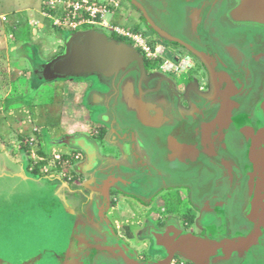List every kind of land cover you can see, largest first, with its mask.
<instances>
[{
	"label": "flooded vegetation",
	"instance_id": "1",
	"mask_svg": "<svg viewBox=\"0 0 264 264\" xmlns=\"http://www.w3.org/2000/svg\"><path fill=\"white\" fill-rule=\"evenodd\" d=\"M143 18L145 16L139 17ZM208 29L211 31V24ZM209 38L226 62L236 67V61L225 55L227 52L222 44L212 35ZM174 46L182 54L187 50L178 43ZM194 56L190 61L192 72L182 81L175 76L174 79L164 77L170 84L165 88L174 90L181 111L187 114L196 113V97L208 99L215 91L205 58L197 55L198 60ZM145 70L150 76L155 74L147 62ZM245 83L244 108H248V84L251 82L246 79ZM81 103L84 111L83 100ZM87 103L91 106L93 99ZM256 115H260L259 111ZM104 119L102 111L96 115L99 125L92 130L97 135L92 138L91 154L78 148L81 154L73 158L75 164L81 161L78 174L74 170L73 179L79 183L86 178V183L80 185H89V192L75 190L68 195L82 219L78 218V222L70 219L62 245L66 249L59 254H45V260L51 264H126L124 257H127L142 264H158L167 260L168 252L157 246L153 234L173 228L205 240L221 236L231 240L247 239L256 233V244L240 264H264V158L260 152L264 150V130L258 126V120L245 119V125L232 143L225 130L199 128L187 130L188 133L177 132L178 142L169 146H187L180 142L181 139L190 142L195 150H203L207 137L208 147L214 153L207 161L210 168L194 166V163L189 166L190 170L184 171L183 161L177 156L169 159L168 144L158 141L168 138L169 135L165 136L167 130H151L146 134L135 128L111 130L103 123ZM201 131L203 138L198 137ZM254 149L258 152L256 156L252 155ZM69 154H74V150ZM85 170L92 173L87 176ZM99 174L103 175L100 180L91 184L93 177ZM257 195L262 198L261 207L256 204ZM92 214H96V218L90 221L88 218ZM71 224L78 227V235L82 233L85 240L78 237V243H74L73 233L70 236L67 233L74 231L70 229ZM84 230L95 231V235L90 237ZM171 264L197 263L177 252Z\"/></svg>",
	"mask_w": 264,
	"mask_h": 264
},
{
	"label": "rangeland",
	"instance_id": "2",
	"mask_svg": "<svg viewBox=\"0 0 264 264\" xmlns=\"http://www.w3.org/2000/svg\"><path fill=\"white\" fill-rule=\"evenodd\" d=\"M48 1L59 0H0V264H51L45 260V254H59L66 249L62 245L69 229L67 224L70 219L73 222L82 219L68 198L69 192L85 193L89 187L80 185L86 183V178L79 183L73 179L74 170L78 174L81 162L75 164L73 158L81 154L78 148L84 150L82 143L93 144L92 138L97 133L92 130L99 125L97 114L102 111L109 116L116 128L137 130L132 123L124 124L118 117L112 121V114L104 106L107 100L96 104L103 98L99 94L111 93V88L97 78L49 81L43 76L46 66L67 53L73 38L100 33L113 41L120 39L115 42L134 48L144 64L147 62L155 71L153 76L146 73L148 78L161 74L182 81L192 72V62L181 74L165 70L166 63L180 67L182 61H191L194 54L188 48L180 53L174 46L178 42L148 23L145 13L133 0H87L90 6L103 10V14L89 20L94 23L78 22L77 27L61 25L63 9L51 11L46 5ZM141 15L145 19L140 20ZM117 30L140 37L144 45L136 47L132 39ZM225 55L235 60L234 54ZM194 57L200 60L197 55ZM70 92H77L86 107L85 112L82 109V124L65 114L61 101ZM90 99L95 103L92 106L87 103ZM114 104L111 108L118 113ZM61 123L68 124L74 134H63ZM103 123L113 130L107 120ZM69 147L74 154L65 151ZM36 170L40 181L33 177ZM47 178L55 181V188ZM95 218L96 214H92L88 219ZM70 229L74 231L67 233L69 236L73 233L74 243H78V237L85 240L82 233L78 235L75 224ZM87 235L91 237L95 231L90 230Z\"/></svg>",
	"mask_w": 264,
	"mask_h": 264
},
{
	"label": "water",
	"instance_id": "3",
	"mask_svg": "<svg viewBox=\"0 0 264 264\" xmlns=\"http://www.w3.org/2000/svg\"><path fill=\"white\" fill-rule=\"evenodd\" d=\"M133 1L156 30L205 58L215 91L208 99L196 97V113L181 111L174 90L165 88V85L170 86L167 79L147 77L144 59L134 48L100 33L74 37L67 53L44 68L42 74L46 80L97 78L111 88V93L108 96L99 94L103 98L98 99L96 104L107 100L103 104L112 114V121L118 117L124 124L132 123L142 134L151 130H167L165 136L169 135L168 138L158 141L168 144L169 159L177 156L183 161L184 171L190 170L189 166L194 163V166L207 165L214 153L208 147L210 141L207 137V146L203 150H195L190 142L181 139L180 142L187 143V146H169L178 142L177 132L186 133L199 128L225 130L232 143L245 125V119L252 122L258 120V126L264 130V0ZM209 22L211 31L208 29ZM211 35L227 53L234 54L236 67L229 65L214 47L209 38ZM246 79L251 82L248 84V108H244L243 98L247 89ZM113 103L117 104L118 113L111 108ZM258 111L259 116L256 115ZM104 120L113 129L116 128L109 116L105 115ZM189 133L197 136L196 132ZM202 136L203 131L198 137ZM83 149L90 155L93 146L84 142ZM231 150L234 151V148ZM260 152L263 153L261 158H264V150ZM182 153L184 156H181ZM257 154L254 149L252 155ZM261 201L262 198L257 195L258 207L263 205ZM153 235L157 246L168 252L167 260L158 264H171L177 252L197 264H240L244 255L256 244V233L247 239L231 240L221 236L205 240L171 228L165 233ZM124 258L126 264H142Z\"/></svg>",
	"mask_w": 264,
	"mask_h": 264
},
{
	"label": "built area",
	"instance_id": "4",
	"mask_svg": "<svg viewBox=\"0 0 264 264\" xmlns=\"http://www.w3.org/2000/svg\"><path fill=\"white\" fill-rule=\"evenodd\" d=\"M46 5L50 7L49 9H51V11H55L56 8L59 7L63 9L65 14L62 15L61 25L65 24V26L67 25V27L69 25L70 27H77L78 22L94 23L89 20L96 19L99 15L103 14V10L95 8L94 6H90V3L87 0H79V1L73 0L72 3L71 0L50 1ZM46 17L50 19L53 18L51 15H48ZM117 32L121 33V35L126 36L127 38L132 39L134 41V44L138 48L144 45L142 39L138 36H135L134 34L122 33L120 32V30H117ZM145 50L148 52L149 49L145 48ZM189 62L190 61H182L180 67H177L175 64L168 62L165 65L166 69L165 68L164 69L169 71V73L179 72V74H181L189 67L188 65L190 64Z\"/></svg>",
	"mask_w": 264,
	"mask_h": 264
},
{
	"label": "trees",
	"instance_id": "5",
	"mask_svg": "<svg viewBox=\"0 0 264 264\" xmlns=\"http://www.w3.org/2000/svg\"><path fill=\"white\" fill-rule=\"evenodd\" d=\"M137 31V29H135ZM120 40V39H116ZM64 109L65 114L69 116V118H73L76 122L84 123L83 112H82V103L80 100V96L77 95V92L66 93L64 97ZM66 123V122H65ZM63 123L62 127L68 131L69 133L73 132L72 128L69 125ZM28 148H25L27 150ZM35 173L38 175L39 170H36Z\"/></svg>",
	"mask_w": 264,
	"mask_h": 264
},
{
	"label": "crops",
	"instance_id": "6",
	"mask_svg": "<svg viewBox=\"0 0 264 264\" xmlns=\"http://www.w3.org/2000/svg\"><path fill=\"white\" fill-rule=\"evenodd\" d=\"M49 2V1H48ZM48 2H46V3H48ZM62 103H63V105H64V99L61 101ZM90 104V103H89ZM92 105H94V101H93V104H91V106ZM85 108L86 107H84V110H85ZM38 109V108H37ZM85 112V111H84ZM86 116V115H85ZM84 116V117H85ZM38 119H40V117H38ZM62 122V121H61ZM91 123V122H90ZM40 127V126H39ZM62 129V130H61ZM48 130H50V129H48ZM60 130H61V132L63 131V134H65V135H72V134H74V133H69L68 131H66L63 127H62V123L60 124ZM41 131V130H40ZM53 132L50 130L49 131V135L50 136H52V137H54L53 135ZM113 135H114V133H113ZM113 140V139H112ZM114 141V140H113ZM45 145V144H44ZM69 151V148L68 149H66L65 151ZM69 153H70V151H69ZM70 155V154H69ZM42 159V158H41ZM85 173H86V175L87 176H89L92 172H89V171H87V170H85ZM101 176H103V175H101V174H99V176H95V177H93V182H91V184H93L94 182H97L98 180H100L99 179V177H101ZM33 177H35V178H37V179H39V181L41 180L39 177H40V175H34L33 174ZM27 180V179H26ZM48 183H51L53 186H52V188H55L56 187V185H55V181L54 180H52V179H50V178H47V180H46ZM39 183V182H38Z\"/></svg>",
	"mask_w": 264,
	"mask_h": 264
}]
</instances>
